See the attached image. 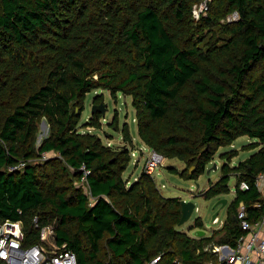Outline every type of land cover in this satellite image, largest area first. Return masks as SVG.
<instances>
[{
  "label": "trees",
  "instance_id": "trees-1",
  "mask_svg": "<svg viewBox=\"0 0 264 264\" xmlns=\"http://www.w3.org/2000/svg\"><path fill=\"white\" fill-rule=\"evenodd\" d=\"M206 1L197 19L194 7ZM234 13L238 19L228 21ZM95 90L131 97L140 140L182 161V171L168 169L185 180H198L240 137L256 140L248 148L258 151L235 167L236 151L222 154V176L203 192L206 200L228 195L236 177L223 227L195 237L182 232L181 198L165 197L145 171L125 179L131 151L81 133L76 109ZM42 119L50 136L36 149ZM101 119L93 115L92 126ZM125 135L132 142L126 128ZM53 153L57 159L36 162ZM83 165L94 202L77 187ZM261 173L264 0H0V222L23 221L28 243L39 242L38 217L41 226L55 225L57 244L78 264L157 257V264H225L214 249L236 246L241 203L250 219L261 214L254 207ZM243 181L248 190L240 189ZM190 229L204 230L202 219Z\"/></svg>",
  "mask_w": 264,
  "mask_h": 264
},
{
  "label": "rangeland",
  "instance_id": "rangeland-1",
  "mask_svg": "<svg viewBox=\"0 0 264 264\" xmlns=\"http://www.w3.org/2000/svg\"><path fill=\"white\" fill-rule=\"evenodd\" d=\"M217 28L212 32L216 33ZM208 31L204 34L206 38L201 44L205 45V42L210 38ZM211 35V34H210ZM202 37V36H199ZM102 100V103L107 105V112L105 116H102L100 120V127L95 128L91 124L92 108L95 104V99ZM77 113L81 116L79 124V130L81 133H91L100 137L104 145L112 146L115 148H127L130 152L131 162L127 171L124 173V178L130 181L136 180L144 171V166L149 158V149L141 142L138 135V127L136 124V112L132 106V98L125 97L122 94H117L114 98L107 90H95L86 95L84 101V110L80 108L76 109ZM127 125V127H126ZM38 131L36 138V149L42 144V142L50 136V127L45 119L38 122ZM125 128L128 129V135L132 142H129L125 135ZM124 131V132H123ZM256 140L249 137H240L236 140L232 146L221 148L216 154L214 160L208 165L207 170L210 169V173L206 172L201 175L198 180H185L177 174H173L169 171V167H175L179 171H182L186 166L178 159L164 158L162 166L156 169L154 174L155 182L165 197L181 198L182 201L193 202L196 205V210L192 215V218L182 226H179L182 232L187 233L191 237H195L196 233L205 231L206 235H210L214 229H217L222 225L228 217V208L236 196V177L233 175L229 183L230 193L228 195H221L219 197L206 200L203 196V192L209 187L210 183H216L222 176L221 168L225 163L221 155L228 151H236L237 156L232 158L230 165L235 167L239 162L246 160L252 154L256 153L258 149H249V145L255 143ZM48 159L44 160L43 156L36 158V162L43 163L50 159H57L56 154H50ZM217 166V169H214ZM46 170L51 173L50 168ZM61 174V173H60ZM64 175V174H63ZM67 178H62L63 182L61 186L68 185ZM221 200H227V205L222 207L218 204ZM218 213V214H217ZM219 218V223H213V216L216 215ZM197 218H201L204 223V230L194 229L191 230L190 226L194 225Z\"/></svg>",
  "mask_w": 264,
  "mask_h": 264
},
{
  "label": "built area",
  "instance_id": "built-area-1",
  "mask_svg": "<svg viewBox=\"0 0 264 264\" xmlns=\"http://www.w3.org/2000/svg\"><path fill=\"white\" fill-rule=\"evenodd\" d=\"M210 1V0H208ZM208 10V2H204L194 7V15L198 19L201 13L205 14ZM238 19V14L234 13L228 18V21ZM150 155L147 159L144 171L155 179L156 169L162 166L164 158L156 151L149 149ZM50 154H44L43 159H48ZM25 167V163H20L15 167L9 168L14 172ZM73 170V169H72ZM81 177L77 181V187L82 188L89 196L91 202L94 198L91 195L87 179L91 171L85 165L81 167ZM255 186L260 194L261 201L254 204L256 209H261V214L256 218L250 219V213L244 203H241L237 209L235 221L242 230V234L237 240L234 248L223 245L215 247L221 260L225 264H264V173L257 176ZM241 190H248L249 184L245 181L239 185ZM254 219V220H253ZM214 224L219 223L216 218ZM34 228L40 230L39 242L28 243L23 221L6 220L0 222V264H78L77 256L66 248V245L57 244L55 225L50 224L41 226L38 217L32 221ZM160 257L150 261L148 264H157Z\"/></svg>",
  "mask_w": 264,
  "mask_h": 264
},
{
  "label": "water",
  "instance_id": "water-1",
  "mask_svg": "<svg viewBox=\"0 0 264 264\" xmlns=\"http://www.w3.org/2000/svg\"><path fill=\"white\" fill-rule=\"evenodd\" d=\"M107 105L105 104H94L92 108V115H95L97 113H101L102 116L106 115L107 112ZM214 169H217V166H214ZM194 170V168L191 169V172ZM207 173H210V169L207 170ZM218 204H221L222 207H225L227 205V200H221L218 202ZM182 205V216L179 222V226L184 225L187 223L191 218L192 215L194 214L196 210V205L193 202H186V201H181ZM217 217V214L214 216V219ZM206 234L205 231H200L198 232V235H204Z\"/></svg>",
  "mask_w": 264,
  "mask_h": 264
},
{
  "label": "crops",
  "instance_id": "crops-1",
  "mask_svg": "<svg viewBox=\"0 0 264 264\" xmlns=\"http://www.w3.org/2000/svg\"><path fill=\"white\" fill-rule=\"evenodd\" d=\"M142 142V141H141ZM143 143V142H142ZM144 144V143H143ZM146 146V148L150 149L146 144H144ZM218 214V213H217ZM215 216V215H214ZM214 216H213V221L218 218V216L214 219ZM219 219V218H218ZM234 220H235V217H234ZM226 221V220H225ZM225 221L222 222V225L220 227H218L217 229H220L221 227H223ZM220 222V221H219ZM217 229H214V230H217Z\"/></svg>",
  "mask_w": 264,
  "mask_h": 264
}]
</instances>
